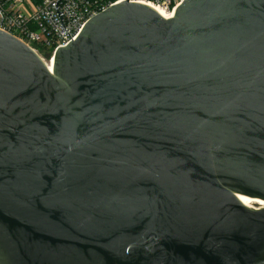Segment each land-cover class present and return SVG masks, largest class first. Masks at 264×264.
Wrapping results in <instances>:
<instances>
[{"label":"water","instance_id":"obj_1","mask_svg":"<svg viewBox=\"0 0 264 264\" xmlns=\"http://www.w3.org/2000/svg\"><path fill=\"white\" fill-rule=\"evenodd\" d=\"M264 0L121 2L53 56L0 31V264H264Z\"/></svg>","mask_w":264,"mask_h":264},{"label":"built area","instance_id":"obj_2","mask_svg":"<svg viewBox=\"0 0 264 264\" xmlns=\"http://www.w3.org/2000/svg\"><path fill=\"white\" fill-rule=\"evenodd\" d=\"M124 1L174 14L184 0H0V31L40 58L49 55L51 62L55 52L74 41L91 18Z\"/></svg>","mask_w":264,"mask_h":264},{"label":"bare ground","instance_id":"obj_3","mask_svg":"<svg viewBox=\"0 0 264 264\" xmlns=\"http://www.w3.org/2000/svg\"><path fill=\"white\" fill-rule=\"evenodd\" d=\"M146 6L152 8L153 10H155L160 16H162L164 19H170L173 17V14L170 12H167L161 8H156L153 7L151 5L145 4ZM43 60V59H42ZM43 62L46 64L48 70L52 73V69H53V59L51 60V62L48 61H44ZM239 201L245 205L246 207L250 208V209H258L260 207H264V202L257 200V199H251V198H247L245 196H237ZM255 205H257L258 207H254Z\"/></svg>","mask_w":264,"mask_h":264},{"label":"rangeland","instance_id":"obj_4","mask_svg":"<svg viewBox=\"0 0 264 264\" xmlns=\"http://www.w3.org/2000/svg\"><path fill=\"white\" fill-rule=\"evenodd\" d=\"M42 57H43L42 59H44L45 62L48 61L49 56H47V55H43ZM254 207L256 208V207H258V206L255 205Z\"/></svg>","mask_w":264,"mask_h":264},{"label":"trees","instance_id":"obj_5","mask_svg":"<svg viewBox=\"0 0 264 264\" xmlns=\"http://www.w3.org/2000/svg\"><path fill=\"white\" fill-rule=\"evenodd\" d=\"M49 56V55H48Z\"/></svg>","mask_w":264,"mask_h":264}]
</instances>
